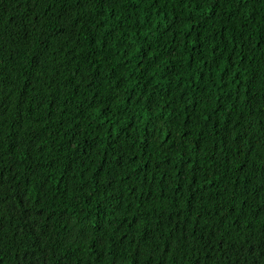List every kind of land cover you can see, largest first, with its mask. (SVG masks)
<instances>
[{
  "label": "trees",
  "instance_id": "16d2710c",
  "mask_svg": "<svg viewBox=\"0 0 264 264\" xmlns=\"http://www.w3.org/2000/svg\"><path fill=\"white\" fill-rule=\"evenodd\" d=\"M0 264H264V0H0Z\"/></svg>",
  "mask_w": 264,
  "mask_h": 264
}]
</instances>
